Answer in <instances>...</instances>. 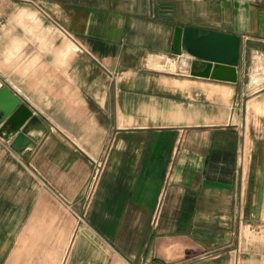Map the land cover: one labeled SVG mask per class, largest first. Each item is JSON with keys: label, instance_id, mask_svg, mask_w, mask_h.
I'll list each match as a JSON object with an SVG mask.
<instances>
[{"label": "crops", "instance_id": "0c3cea01", "mask_svg": "<svg viewBox=\"0 0 264 264\" xmlns=\"http://www.w3.org/2000/svg\"><path fill=\"white\" fill-rule=\"evenodd\" d=\"M175 26L239 37L236 83ZM2 86L46 132L0 125V264H264V0H0Z\"/></svg>", "mask_w": 264, "mask_h": 264}, {"label": "water", "instance_id": "95a60500", "mask_svg": "<svg viewBox=\"0 0 264 264\" xmlns=\"http://www.w3.org/2000/svg\"><path fill=\"white\" fill-rule=\"evenodd\" d=\"M172 6L160 5L159 14L169 16ZM241 39L233 34L209 30L199 34L191 26H175L172 39V53L186 55L194 65L204 66L203 70L192 71V75L236 83L240 57ZM6 125L5 136L12 137L10 148L23 154L35 146L34 138L46 132L42 120L7 86L0 88V125Z\"/></svg>", "mask_w": 264, "mask_h": 264}, {"label": "bare ground", "instance_id": "6f19581e", "mask_svg": "<svg viewBox=\"0 0 264 264\" xmlns=\"http://www.w3.org/2000/svg\"><path fill=\"white\" fill-rule=\"evenodd\" d=\"M149 66L154 67V68H159V69H166L170 71H174L176 69V64L170 60L162 65L159 63V60L156 59Z\"/></svg>", "mask_w": 264, "mask_h": 264}, {"label": "built area", "instance_id": "2783aa9c", "mask_svg": "<svg viewBox=\"0 0 264 264\" xmlns=\"http://www.w3.org/2000/svg\"><path fill=\"white\" fill-rule=\"evenodd\" d=\"M186 56V55H185ZM161 264H165V263H161Z\"/></svg>", "mask_w": 264, "mask_h": 264}]
</instances>
